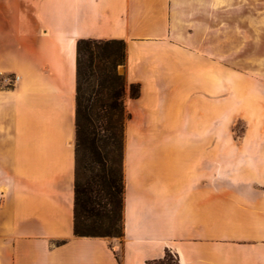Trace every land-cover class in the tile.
I'll list each match as a JSON object with an SVG mask.
<instances>
[{"label":"crops","instance_id":"1","mask_svg":"<svg viewBox=\"0 0 264 264\" xmlns=\"http://www.w3.org/2000/svg\"><path fill=\"white\" fill-rule=\"evenodd\" d=\"M228 2L0 0V264H264V77L220 71L186 22ZM81 38L125 40L141 88L125 99L121 238L74 235ZM221 84L228 131L247 127L220 143L201 137L218 131Z\"/></svg>","mask_w":264,"mask_h":264},{"label":"trees","instance_id":"2","mask_svg":"<svg viewBox=\"0 0 264 264\" xmlns=\"http://www.w3.org/2000/svg\"><path fill=\"white\" fill-rule=\"evenodd\" d=\"M126 59L123 39L77 41L75 236L125 235L123 160L126 123L131 116L125 99L127 91L132 99L141 92L140 84H128L125 75L118 72Z\"/></svg>","mask_w":264,"mask_h":264},{"label":"rangeland","instance_id":"3","mask_svg":"<svg viewBox=\"0 0 264 264\" xmlns=\"http://www.w3.org/2000/svg\"><path fill=\"white\" fill-rule=\"evenodd\" d=\"M186 22L187 25L195 23L202 27L203 38H208L212 43L214 53L218 57L220 71H225L226 66H232L236 75L264 77V0H229L228 3H219L218 10H214L213 14L196 11L193 19L191 15ZM124 66L118 67L119 74L125 75ZM259 83V80H254L251 83V91H256ZM243 85L244 83H240L236 89V112L240 110V98L244 92L249 91ZM221 87L222 84L219 92L218 131H204L201 137L218 139L220 143L233 137L241 139L247 127L244 120L238 118L233 129L228 131L226 86ZM220 151L225 152L226 148L220 147ZM168 259L172 260L174 257L171 255Z\"/></svg>","mask_w":264,"mask_h":264},{"label":"built area","instance_id":"4","mask_svg":"<svg viewBox=\"0 0 264 264\" xmlns=\"http://www.w3.org/2000/svg\"><path fill=\"white\" fill-rule=\"evenodd\" d=\"M18 77H15V79H17Z\"/></svg>","mask_w":264,"mask_h":264}]
</instances>
